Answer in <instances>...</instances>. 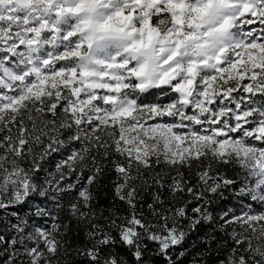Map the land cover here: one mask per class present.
I'll use <instances>...</instances> for the list:
<instances>
[{"label":"snow or ice","instance_id":"obj_1","mask_svg":"<svg viewBox=\"0 0 264 264\" xmlns=\"http://www.w3.org/2000/svg\"><path fill=\"white\" fill-rule=\"evenodd\" d=\"M0 264H264V0H0Z\"/></svg>","mask_w":264,"mask_h":264},{"label":"trees","instance_id":"obj_2","mask_svg":"<svg viewBox=\"0 0 264 264\" xmlns=\"http://www.w3.org/2000/svg\"><path fill=\"white\" fill-rule=\"evenodd\" d=\"M150 94H155V95H150ZM159 89L158 88H153L148 90L147 92L143 93L141 96V100L147 102V103H154L156 101L157 96H159ZM111 196V192H108V196H102L101 198V204H107L109 202V198Z\"/></svg>","mask_w":264,"mask_h":264},{"label":"rangeland","instance_id":"obj_3","mask_svg":"<svg viewBox=\"0 0 264 264\" xmlns=\"http://www.w3.org/2000/svg\"><path fill=\"white\" fill-rule=\"evenodd\" d=\"M116 51H118V49H116L114 47L106 50V52H105V58H110L112 55H114L116 53ZM148 90H150V89H148ZM148 90H146L145 92H147ZM156 102L157 101H155L154 103H156Z\"/></svg>","mask_w":264,"mask_h":264}]
</instances>
